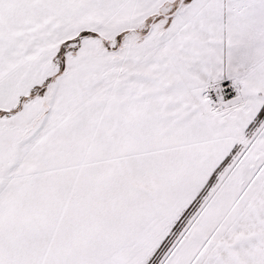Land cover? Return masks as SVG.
Listing matches in <instances>:
<instances>
[{
	"label": "snow or ice",
	"instance_id": "snow-or-ice-1",
	"mask_svg": "<svg viewBox=\"0 0 264 264\" xmlns=\"http://www.w3.org/2000/svg\"><path fill=\"white\" fill-rule=\"evenodd\" d=\"M0 264H264V0H0Z\"/></svg>",
	"mask_w": 264,
	"mask_h": 264
}]
</instances>
